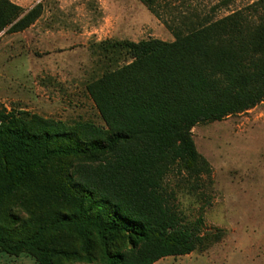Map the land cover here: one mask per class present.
I'll list each match as a JSON object with an SVG mask.
<instances>
[{
	"label": "trees",
	"instance_id": "obj_1",
	"mask_svg": "<svg viewBox=\"0 0 264 264\" xmlns=\"http://www.w3.org/2000/svg\"><path fill=\"white\" fill-rule=\"evenodd\" d=\"M40 13L0 0V31ZM167 25L173 41L91 44L102 72L86 89L105 127L0 106V251L38 264H153L207 245L201 219L165 205L162 183L172 169L209 176L192 127L264 99V0Z\"/></svg>",
	"mask_w": 264,
	"mask_h": 264
},
{
	"label": "rangeland",
	"instance_id": "obj_2",
	"mask_svg": "<svg viewBox=\"0 0 264 264\" xmlns=\"http://www.w3.org/2000/svg\"><path fill=\"white\" fill-rule=\"evenodd\" d=\"M9 1L26 11L39 4L41 13L23 30L0 31V106L67 125L105 127L86 89L102 72L92 43L173 41L167 23L192 14L217 19L255 0H155L158 15L143 0ZM191 134L211 173L197 183L169 171L162 183L165 205L187 222L201 219L200 233L208 242L153 264H264V99L244 112L198 123ZM0 264L38 263L27 253L0 251Z\"/></svg>",
	"mask_w": 264,
	"mask_h": 264
}]
</instances>
